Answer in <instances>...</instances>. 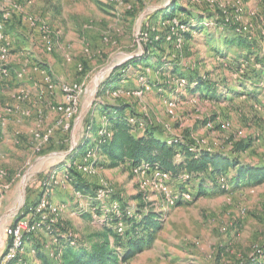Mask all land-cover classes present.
<instances>
[{
	"label": "rangeland",
	"instance_id": "1",
	"mask_svg": "<svg viewBox=\"0 0 264 264\" xmlns=\"http://www.w3.org/2000/svg\"><path fill=\"white\" fill-rule=\"evenodd\" d=\"M172 3L189 9L194 22L197 16H203L204 25L209 32L215 31V41L221 44V37L232 31L254 42V53L243 57L234 58L237 48L230 47L228 60L239 62L232 71H225L226 77L232 78L223 82L222 72L213 74L220 98L193 94L187 79L181 77L186 80L184 85L177 84L168 71L162 74L149 68L143 72L142 67L131 63L124 67L130 60L138 59L134 62L138 63L145 55H152L147 39L165 26L161 22L154 25L149 17L158 13L159 19L162 10ZM0 8L12 11L7 34L17 52H11L8 59L10 77L0 75V118L7 119L0 143V264L7 252L9 229L39 196L43 185L49 181L56 186L62 184L64 163L86 136H95V127L87 131L88 122L91 119L96 126L103 120L101 113L106 104L122 100L131 104L137 120L142 121L140 131L157 125L159 136L168 141L190 139L196 148L238 155L241 162L264 166V0H0ZM30 18L36 25L30 23ZM197 36L199 33L194 32L193 37ZM177 44V50L181 49L182 45ZM187 45L193 56L182 59L181 69L197 60L196 65L203 71L216 66L217 60L205 52L208 44L196 46L189 41ZM26 62L32 70L44 69L53 77L56 87L49 97L52 105L65 103L62 84L82 85L77 111L71 118L53 109L47 98L40 99L44 73L41 77L34 75L32 80L29 72L17 77ZM247 68L261 70L262 75L244 88L237 81ZM21 80L29 93L28 101L21 104L20 111L8 112L11 105L19 104L13 97L21 89ZM170 85L171 90L167 88ZM24 107L29 108V114L22 112ZM50 129L49 141L36 150V134ZM241 140L251 146L237 153L234 145ZM195 147L193 151L199 153ZM183 160L178 154L176 161ZM187 174L185 181L177 178L166 184L151 182L144 188L142 177L131 166H98L95 174L87 176L91 185L110 190L109 196L100 197L108 208L113 203L109 199L116 197L126 212L128 207L135 210L140 203L136 196L143 192L142 209L155 207L164 214L163 226L153 243L120 264H235L253 258L264 261V182L232 184L227 175L225 180L215 178L214 182L208 172L198 179ZM201 180L205 181V194L198 193ZM217 182L221 184L215 186ZM63 185L52 199H64L54 207L61 209L59 217L71 229L86 235L103 231L105 224H110L116 230L115 217L108 218L102 210L93 212L91 200L77 194L66 182ZM120 213L123 215L122 209ZM41 231L39 237L51 242L46 230ZM25 255L35 259L31 253Z\"/></svg>",
	"mask_w": 264,
	"mask_h": 264
},
{
	"label": "trees",
	"instance_id": "2",
	"mask_svg": "<svg viewBox=\"0 0 264 264\" xmlns=\"http://www.w3.org/2000/svg\"><path fill=\"white\" fill-rule=\"evenodd\" d=\"M162 12L159 19L158 13L149 17L154 25H157V22L171 21V24L165 25L160 33L148 37L147 48L152 52V55H145L146 58H140L141 61L138 63H134L138 59L130 60L124 64V67L129 66L131 63L137 67H142L143 72H147L149 68H154L156 72L162 74L168 71V74L175 78L183 77L187 79L190 84L187 87L193 94L220 98L217 91L219 90L216 84L217 80L214 79L213 74L219 71L222 72L220 79L223 82L226 81V78H232L226 77L225 71H232L233 68L239 65V62L228 60L232 54L230 47L235 46L237 48L234 58L243 57L246 54L254 53V42L249 40L248 37L240 35L241 33L238 34L232 31V34L221 37L224 40V43L221 44L219 41H215V31L209 32L207 26L204 25L203 16H197L198 19L194 22L193 13L189 9H182L176 3H172L171 7L163 9ZM174 20H177L178 23L174 24L172 22ZM194 32L199 33V36L193 37ZM178 39H182V47L177 50L175 46ZM189 41H192L196 46L208 44L209 49L205 51L206 54L217 60L213 69L208 71L199 69V66L196 65L198 60L191 66L188 63L184 64L183 69H181L182 59H189L193 56V53L189 52V45H187ZM151 56L154 57L151 58ZM181 70H188V72L183 73ZM261 75V70L247 68L241 80L237 83L245 88L254 80L261 78ZM230 92L236 95L241 94L235 93L233 90ZM106 105L101 113L104 116L103 120L98 122L96 126L91 119L88 122L87 131H91V128L95 127V136H86L81 144L77 146L75 154L69 159L70 166L65 167L62 184L56 186L51 183L48 187L47 199L49 205L64 202V199L61 200L60 197L56 200H53L52 197L55 191H59L60 188L65 186L63 183L66 182L70 188L75 189L77 194L90 199L93 207L101 206L102 202L98 198L100 187L91 185L87 179L90 174L77 168V163L88 155H90L91 163L96 168L104 163L111 168L122 165L129 167L131 165L149 164L173 175L186 171L190 176L197 179L201 178L200 176L203 173L208 172L214 182H216L215 178L225 180L226 175L232 184L259 185L264 182V166L241 162L238 155L196 148L197 145L190 139L189 141L185 139L168 141L159 136L161 130L157 125L144 127V130L140 131V124H132L129 121L130 117H136L135 108L131 104L122 100L116 104ZM250 146L251 143L241 140L235 143L234 151L240 153ZM194 147L199 153L193 151ZM180 153L184 160L177 162L176 157ZM204 182L199 183V194L206 193ZM219 184L221 183L217 182L215 186ZM46 188L47 185L45 184V187L43 185L39 196L33 203H29L26 211H23L18 217L15 225L21 220H28L31 226H34V229L24 231L22 248L16 257L9 259L7 264H120L121 261L131 260L150 246L153 243L155 234L163 226L162 218L164 214L161 211H156L155 207H148L146 211L142 209L141 206L144 204L141 201L144 200V193L140 192L136 196L138 202L140 201V205L138 204L135 210L133 209V214H127L120 204L126 225L123 236L118 234L112 227L113 225L110 224H105L103 231L86 235L80 234L61 220L59 217L61 209L59 207H56L54 213L51 212L52 210L49 207L44 208L42 213L36 212ZM112 201H115V199L110 202ZM127 209L131 208L128 207ZM97 211L101 213L99 208ZM43 214H47V216L44 218ZM107 216L108 218L111 216L117 219L114 212L109 213ZM42 228L46 230L47 235L50 237L51 242H48L49 244L47 243L48 240L39 237V235H42ZM12 244L13 237L10 236L7 249ZM24 247H26L25 250H23ZM118 247L123 250H118ZM24 253H31L35 256V259L24 256ZM235 264H264V261L253 258L241 260Z\"/></svg>",
	"mask_w": 264,
	"mask_h": 264
},
{
	"label": "built area",
	"instance_id": "3",
	"mask_svg": "<svg viewBox=\"0 0 264 264\" xmlns=\"http://www.w3.org/2000/svg\"><path fill=\"white\" fill-rule=\"evenodd\" d=\"M108 1H114V0H108ZM12 18V11L10 9H4V8H0V75L1 78H9L10 77V71H11V67H8V59L11 56V52L13 49V45H12V38L9 37V35L7 34V27L8 24L10 23ZM33 18H30V23L36 25V22L32 21ZM174 24L178 23L177 20L172 21ZM163 26L171 24V21H164L162 22ZM178 44L180 47L182 45V39H178ZM51 48V46H49V49ZM179 48V47H178ZM30 65L28 64V62L24 63V65L17 71V77L22 78L26 72L29 70ZM43 73L46 75L45 76V86L42 88L41 92H40V99L42 101H44L43 99H48V101L50 102L49 104H51L52 101L49 100V97H52V95L54 94V88L56 87L55 83H54V79L51 75H49L46 70L42 69ZM185 79L182 78H176L175 83L177 84H181L184 85L185 83ZM20 91L18 94L14 95V99L15 102H18L19 104L16 105H11V107L8 108V112H14L16 110L21 109V104H25L28 101V91L27 89L24 87V85H21L20 87ZM61 90L64 94V98H65V103L64 104H58L52 105L53 109L62 111L64 114V117L69 119L71 118L74 113L77 111V100L79 98V96L81 95L83 89H82V85L78 84V83H64L61 85ZM17 108V109H16ZM22 112L27 115L29 114L30 110L27 107H24V109H22ZM12 113H9V115H11ZM7 120V119H5ZM4 119L2 120L0 118V143L3 141L4 139V128L6 125V121ZM140 120V119H138ZM136 117H130L129 121L132 124H137L139 122V124H141L140 122H142L141 120L138 121ZM209 123V122H208ZM226 125H223V127H225ZM51 129L48 130L47 133L44 134H36V138H35V148L36 150H40L45 146V143L49 141L50 138V134H51ZM78 146V145H77ZM77 148V147H76ZM76 148H74L72 152V154H75ZM70 156V155H69ZM66 165V166H65ZM65 167L70 166L69 161L65 162L64 164ZM77 168L81 171H83L84 173L93 175L96 172V167L91 163V157L90 155L86 156L83 158V160H81L80 162L77 163ZM132 170L137 173L139 176L142 177V182H141V187H145L147 185H149L151 182H165L164 184H166V182L168 183L171 180L177 179L179 178L182 181H185L188 179V174L186 172H181L178 175H173L172 173L165 171L157 166H151L149 164H142V165H131ZM52 181H49L48 183H46L47 188H46V192L43 194L41 201L39 202L38 206H37V210L36 212L42 213L43 209L46 207H49L50 210H52L51 212L54 213L56 211V207H54V205H49V200L47 199L48 197V193H49V186L51 184ZM57 183V181H55ZM104 189L99 188L98 191V198L101 201L100 197H104V196H109V191H103ZM112 190V189H111ZM102 202V201H101ZM102 210L106 216L111 213L114 212L117 215V219H118V223L116 225V231L118 234L120 235H124L125 234V229H126V225L124 222V219L122 218V214L120 213V206L119 203L117 201H113L112 205L110 208L106 207L105 205H103V202L101 203V206H95L94 208H92L93 212H97V209ZM111 211V212H110ZM133 211V209H129L127 211V214H131ZM45 216H47L46 214H43V217L45 218ZM30 229H34V226H31L30 222L28 220H21L17 225H15L14 227H11L9 229V235L13 237V244L11 246L8 247L6 255L3 257L1 264H7V262L9 261V259H12L14 257H16V255L18 254V252L20 251V249L22 248L23 245V240H22V236L24 231H29Z\"/></svg>",
	"mask_w": 264,
	"mask_h": 264
},
{
	"label": "crops",
	"instance_id": "4",
	"mask_svg": "<svg viewBox=\"0 0 264 264\" xmlns=\"http://www.w3.org/2000/svg\"><path fill=\"white\" fill-rule=\"evenodd\" d=\"M10 26H12V21L10 22V24H9ZM16 52V47H14L13 49H12V55H13V53H15ZM17 53V52H16ZM22 53V55L24 54L23 52H21ZM20 54V53H19ZM22 67V66H21ZM12 69V68H11ZM15 69V68H14ZM32 68H31V65H30V67H29V70L27 71V73L29 72V79H34V75H36V76H39V77H41L42 76V73H43V70L42 69H37L38 71H34V70H32ZM36 70V69H35ZM21 82V85H25L24 84V82L22 83V80L20 81ZM37 85V84H36ZM39 87H42V85H40ZM167 88H169V90H171V88H172V86L170 85V86H168ZM8 134V133H7ZM10 134V133H9ZM11 135V134H10ZM106 165H105V163L104 164H102V165H100V167L101 168H104ZM65 169H64V167H63V169H61V180L63 179V174L65 173V171H64ZM113 199H117L116 197L114 198V197H111V199H109V201L110 200H113ZM90 200V199H89ZM87 216V215H86ZM85 216V217H86Z\"/></svg>",
	"mask_w": 264,
	"mask_h": 264
}]
</instances>
